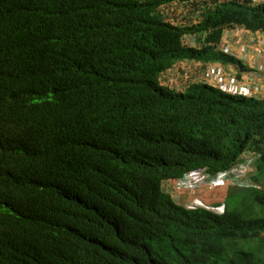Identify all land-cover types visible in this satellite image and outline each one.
<instances>
[{"label": "trees", "instance_id": "obj_1", "mask_svg": "<svg viewBox=\"0 0 264 264\" xmlns=\"http://www.w3.org/2000/svg\"><path fill=\"white\" fill-rule=\"evenodd\" d=\"M170 1L0 0V264H264V98L158 79L184 58L232 62L223 29L264 32V4L194 0L178 26ZM246 155L256 215L163 189Z\"/></svg>", "mask_w": 264, "mask_h": 264}, {"label": "built area", "instance_id": "obj_2", "mask_svg": "<svg viewBox=\"0 0 264 264\" xmlns=\"http://www.w3.org/2000/svg\"><path fill=\"white\" fill-rule=\"evenodd\" d=\"M252 4H264V0H250ZM236 31V34H242V40L239 41L240 53L238 49L232 47V44L229 42H224L222 46L218 48L220 52L227 54L232 58L241 59V57H247L250 59L251 57L247 56V52L251 49L253 53V58H262V63L258 65V69L264 72V32L261 30L251 31L246 29L243 26L232 28L228 31V34H232V31ZM229 39V38H228ZM247 59V61H248ZM199 72H196L192 77L190 82H201L205 84L212 85L221 89L224 92L241 95L246 97H254L256 96V89H253L247 82L240 81L236 79L233 74H229L225 71L224 66L219 64H215L212 62L205 63L199 69ZM174 73L172 74V76ZM190 76V75H189ZM189 82V83H190ZM258 88V87H256ZM248 156V157H247ZM247 159H243L241 161L243 164L249 165L253 155H246ZM255 158V157H254ZM237 165V164H236ZM234 165V166H236ZM233 166V167H234ZM233 167L223 172L217 173L216 176L208 175L203 168L192 170L182 177L176 179L174 181V186L177 189H190L194 190L201 184H208V186H217L225 184L228 180H240L243 177H239V174H235L233 172ZM232 170V171H231ZM236 175V176H235ZM187 208H195V207H204L208 210L214 212H223L224 205H219L216 207H210L205 205L199 200H192L190 203L185 205Z\"/></svg>", "mask_w": 264, "mask_h": 264}, {"label": "rangeland", "instance_id": "obj_3", "mask_svg": "<svg viewBox=\"0 0 264 264\" xmlns=\"http://www.w3.org/2000/svg\"><path fill=\"white\" fill-rule=\"evenodd\" d=\"M168 11H171V10H168ZM178 13H179L178 10H174V8H172V11L169 13V15L171 18L174 19V21H180V19L178 18ZM178 23H181V21ZM232 34L236 35V31L235 30L232 31ZM231 36H229L228 38H230ZM247 59H248L247 57H241L240 60H244L246 63H248ZM212 63L219 64L217 61L212 62ZM204 64H205L204 62L192 61L191 59H188V58H186L184 62L178 61L171 66L172 68H170L173 70V73H174L172 78L169 77L167 80L162 79V81L164 82V84H167L168 86L175 87L177 89H183L191 81L192 77H195L194 74L196 72H199L200 67ZM247 157H244L240 161H238L237 165L234 166L232 169L235 174L240 175L239 176L240 178L243 177L244 175H250V173H252L254 170V157L252 158L249 165L243 164L241 162L243 161V159H247ZM250 177L251 176H248L247 179H250ZM262 179H264V177H262ZM253 184H254L253 182H251L250 184V183L244 182L243 180H236V179L232 180L231 179V180H228L225 184H222L221 186L217 185L218 187L226 189L225 194L221 198H219L218 199L219 201L217 202H213L216 199V196H215L216 186L212 187V186H208V184H201L198 187H196L194 190L179 189L178 191L190 192L191 199L190 198L187 199L190 201L184 203L185 205L190 203L191 200H194V199L199 200L202 203H205L206 205L210 207L221 205L224 202V204L226 203L228 205L229 209H234L238 213L242 212V215L248 218L252 214L256 215L258 208H256L253 212H250L245 207V203H243L240 200L242 191H239L240 189H237V187H234V186L245 187V185L251 186ZM260 185H261V188L264 189V183L261 182ZM169 188H171V191ZM163 189L165 191L166 190L169 191L172 194V192L176 190L174 188V180H167L163 182ZM198 190H201V193H197ZM220 195L221 193L220 194L218 193L217 197H219ZM187 197H189V193H186V198ZM209 202H212V203H209Z\"/></svg>", "mask_w": 264, "mask_h": 264}, {"label": "clouds", "instance_id": "obj_4", "mask_svg": "<svg viewBox=\"0 0 264 264\" xmlns=\"http://www.w3.org/2000/svg\"><path fill=\"white\" fill-rule=\"evenodd\" d=\"M193 2H194V0H171L170 2H167V3H165V4H161L159 7H158V11L160 12V14L163 16V20L164 21H166V22H171V23H173L174 25H178V26H184V25H186V24H191V23H194V22H196L198 19H199V13L197 12V11H195L194 10V8H193ZM172 8H174V10H178V18L180 19V21H181V23H178V22H180V21H174V19L173 18H171L170 17V15H169V13L172 11ZM168 10H171V11H168ZM239 26H241V25H234V26H230V27H225L224 29H223V32H222V36H221V39H220V41H219V43H217L216 45H215V47H214V50L216 51V52H220L219 51V47H220V45L222 46V44L224 43V42H228V41H226V39H224V37H225V35L228 33V31L229 30H231L232 28H236V27H239ZM244 27V26H243ZM222 37H223V39H222ZM229 40V39H228ZM182 44L185 46V47H192V48H195V49H200V48H202L203 46H202V44H201V42H198L197 40H196V38H195V36L193 35V34H184L183 36H182ZM222 53V52H221ZM222 54H224V55H226V56H228L227 54H225V53H222ZM228 57H230V56H228ZM231 59H233V61L232 62H236L237 61V58H232V57H230ZM189 59V58H188ZM191 59V58H190ZM184 60H186V58H184V59H180V60H177L176 62H178V61H182V62H184ZM192 61H199V62H202L203 60H197V59H191ZM208 62H215V61H211V60H209V61H207V62H204V63H208ZM172 66V65H171ZM171 66H169L168 68H166L161 74H160V77L158 78L159 79V81L161 82V84H163L164 85V82L162 81V79L163 80H167L169 77L170 78H172V74H173V70L172 69H170V68H172ZM167 85V84H166ZM246 97V96H245ZM255 98H258L257 96H254ZM245 157V156H244ZM244 157H242V158H244ZM241 160V159H240ZM239 160V161H240ZM238 163V162H237ZM236 163V164H237ZM235 164V165H236ZM234 166V165H233ZM232 166V167H233ZM199 169V168H198ZM230 169V168H229ZM194 170H196V169H194ZM205 170V169H204ZM226 170H228V169H226ZM192 171V170H191ZM223 171H225V170H221V171H218L217 173H219V172H223ZM190 172V171H189ZM206 172V171H205ZM188 173V172H187ZM207 173V172H206ZM217 173L216 174H214V175H210V174H208V175H210V176H216L217 175ZM186 174V173H185ZM249 175H245L243 178H241L240 180H243L244 182H246V183H250L251 184V179H247V177H248ZM182 177V176H181ZM180 178V177H179ZM178 179V178H177ZM170 180H176V179H170ZM165 181H167V180H165ZM164 181V182H165ZM162 186H163V184H162ZM219 186H221V185H219ZM175 187V186H174ZM216 187H218V186H216ZM234 187H238V186H234ZM245 187H247V185H245ZM177 189V188H176ZM179 190V189H178ZM192 201V200H191ZM205 204V203H204ZM206 205V204H205ZM221 205H224V210H225V204H224V202L221 204ZM208 206V205H207ZM216 206H219V205H216ZM216 206H214V207H216ZM184 207H186L185 205H184ZM187 208V207H186ZM201 208H204V207H201ZM204 209H206V208H204ZM206 210H208V209H206ZM224 210H223V212H224ZM209 211H211V210H209ZM212 212H214V211H212ZM223 212H215L216 214H222Z\"/></svg>", "mask_w": 264, "mask_h": 264}, {"label": "crops", "instance_id": "obj_5", "mask_svg": "<svg viewBox=\"0 0 264 264\" xmlns=\"http://www.w3.org/2000/svg\"><path fill=\"white\" fill-rule=\"evenodd\" d=\"M229 36H231V34L227 33L224 39H226V41L231 43L232 47L239 50L240 48L239 41L242 40V37H243L242 34H236V35L232 34V36L228 40ZM250 51L252 50L249 49V51L247 52L248 54L247 56L251 57L250 59H248V63L240 59H237L236 62H230V61L229 62L217 61V62L224 66V69L227 73L233 74V75L235 74L234 76L236 77V79L243 81V82H247L253 89H256L255 92L258 98H264V72L258 69V65L262 63V58L252 59L253 53ZM239 52L243 53V51H240V50ZM219 188L221 187L215 188L216 189V194H215L216 199L213 202L219 201L218 199L221 198L226 192V189L224 188L219 189ZM169 189L171 191V188ZM166 192H168L170 196L172 197V199L179 204L185 205L184 203L190 201L187 199L189 198L191 199L190 192L178 191V189L174 190L172 194L167 190ZM186 193H189V197L187 198H186ZM197 193H201V190H198ZM218 193L219 194L221 193L219 197H217ZM209 203H212V202H209Z\"/></svg>", "mask_w": 264, "mask_h": 264}]
</instances>
